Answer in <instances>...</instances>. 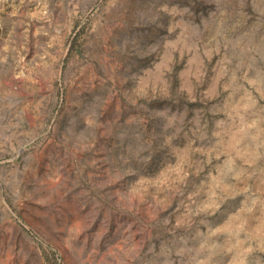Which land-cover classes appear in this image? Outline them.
I'll list each match as a JSON object with an SVG mask.
<instances>
[{
  "label": "rangeland",
  "instance_id": "374dc122",
  "mask_svg": "<svg viewBox=\"0 0 264 264\" xmlns=\"http://www.w3.org/2000/svg\"><path fill=\"white\" fill-rule=\"evenodd\" d=\"M0 264H264V0H0Z\"/></svg>",
  "mask_w": 264,
  "mask_h": 264
}]
</instances>
